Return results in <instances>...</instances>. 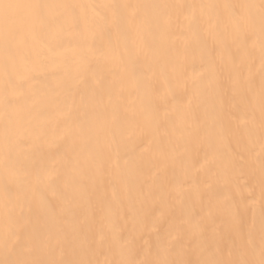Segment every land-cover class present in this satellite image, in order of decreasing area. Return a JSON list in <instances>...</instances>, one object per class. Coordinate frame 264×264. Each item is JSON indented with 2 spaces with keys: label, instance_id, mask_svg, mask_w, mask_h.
Here are the masks:
<instances>
[{
  "label": "bare ground",
  "instance_id": "6f19581e",
  "mask_svg": "<svg viewBox=\"0 0 264 264\" xmlns=\"http://www.w3.org/2000/svg\"><path fill=\"white\" fill-rule=\"evenodd\" d=\"M47 2L149 6L139 10L148 23L133 21L126 34L90 26L30 42L12 116L14 174L0 159V231L8 203L34 233L33 244L42 242L34 258L85 256L107 264L128 256L129 240L132 258H151L169 221L183 217L185 251L172 258L195 264L204 258L201 246L218 248V258L227 259L228 249L241 244L240 223L255 215L259 244L261 113L249 92L250 86L258 98L261 88L259 46L249 30H232L227 9L199 7L259 0ZM163 4L196 6L195 24L189 27L185 9L150 7ZM210 14L219 15L220 30ZM85 112L115 115L126 129L103 155L82 149L75 125ZM3 128L0 119V134ZM45 170L50 186H37L35 177ZM220 193L229 197L227 206L217 201ZM18 235L23 242L24 232Z\"/></svg>",
  "mask_w": 264,
  "mask_h": 264
},
{
  "label": "snow or ice",
  "instance_id": "6c2138e0",
  "mask_svg": "<svg viewBox=\"0 0 264 264\" xmlns=\"http://www.w3.org/2000/svg\"><path fill=\"white\" fill-rule=\"evenodd\" d=\"M149 6L133 5L128 3L105 2L95 4L76 3H49L47 0H0V72L4 78V87L0 90V119L4 120V128L0 134V159H3L6 172L14 174V169L8 167L14 149L18 142L15 124L12 116L17 113V92L24 86V75L20 70L21 66L26 68L30 63V57L26 50L30 42L39 38L41 42L70 32L81 34L83 29L94 26L104 32L111 33L115 29L117 34H126L129 25L136 21L141 25L147 24L145 17L140 15L139 10ZM153 8L186 10V15L191 17L189 27L195 24V17L191 9L194 5H152ZM201 9L215 10L224 8L228 10L231 19V28L234 31L242 29L249 30L255 39L253 47L257 44L260 50L262 80L258 94H252V102L259 104L261 113V160H260V207H259V244L256 241V219L255 215L250 223H240L237 234L241 240L239 247L229 248L227 259L218 258L222 255L220 249L211 247L199 248L202 259L195 264H264V0L259 3H243L238 5L208 4L200 5ZM92 15H88L87 10ZM214 21V27L221 29L219 15H209V22ZM258 33V34H257ZM103 55V53H100ZM113 58L117 57L115 51L111 52ZM239 84V80H237ZM135 86L139 88L140 82L136 81ZM76 134L82 142V149L90 157L103 155L106 146L116 143L118 138L125 135L126 129L118 123V118L113 115L111 118L105 115L84 113L83 119L75 125ZM51 173L47 170L38 172L35 177L37 186H50ZM9 201L11 197H8ZM217 201L227 206L229 197L220 193ZM12 208L5 204V222L0 231V249H3L5 258L0 259V264H94L85 256L72 260H41L34 258V253L42 246V242L33 244L36 239L34 233L29 230L27 222L21 216L17 220L12 215ZM187 222L183 217L173 218L165 229L163 238H158L156 244L150 249L148 255L151 258H132L135 250L129 245L132 241L124 242L128 248V256L119 260L107 262V264H193L185 260L183 224ZM23 231L25 240L22 242L18 232ZM236 257V258H233Z\"/></svg>",
  "mask_w": 264,
  "mask_h": 264
}]
</instances>
